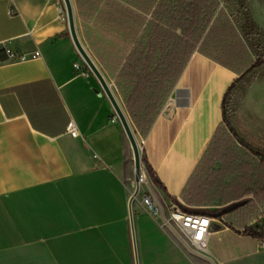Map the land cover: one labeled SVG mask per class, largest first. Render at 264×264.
<instances>
[{
	"label": "crops",
	"instance_id": "0c3cea01",
	"mask_svg": "<svg viewBox=\"0 0 264 264\" xmlns=\"http://www.w3.org/2000/svg\"><path fill=\"white\" fill-rule=\"evenodd\" d=\"M71 2L80 40L124 106L116 85L122 67L108 73L85 33L100 45L111 42L116 55L140 30L148 39L168 0ZM0 42V264H136L133 151L98 78L74 65L79 56L64 0H0ZM6 50L18 56L7 58ZM238 77L196 48L143 138L142 154L166 192L144 168L131 204L139 264H264L260 239L232 228L224 214L254 195H224L207 182L202 161ZM72 120L78 137L68 130ZM146 195L163 206L162 216L149 214ZM172 203L214 218L206 251L162 223ZM148 225L155 239L145 240ZM218 234L227 240L213 241Z\"/></svg>",
	"mask_w": 264,
	"mask_h": 264
},
{
	"label": "trees",
	"instance_id": "16d2710c",
	"mask_svg": "<svg viewBox=\"0 0 264 264\" xmlns=\"http://www.w3.org/2000/svg\"><path fill=\"white\" fill-rule=\"evenodd\" d=\"M236 1L243 14L242 32L220 0H168L164 17L160 18L158 12L152 20L148 39H143V31L139 29L137 40L129 41V45L122 47L116 55L111 42L100 45L92 33L86 32L85 36L108 73L115 64L122 67L116 78L117 89L142 138L152 128L196 48L239 74L224 94L223 123L202 161L220 162L218 168H211L207 182L224 195H254L224 214L232 228L243 227V234L263 242L264 149L238 134L231 124L229 108L236 86L246 74L264 64V50L258 38L259 28L248 13L247 0ZM142 161L152 181L166 192L145 153ZM254 220L256 222L250 224Z\"/></svg>",
	"mask_w": 264,
	"mask_h": 264
},
{
	"label": "rangeland",
	"instance_id": "374dc122",
	"mask_svg": "<svg viewBox=\"0 0 264 264\" xmlns=\"http://www.w3.org/2000/svg\"><path fill=\"white\" fill-rule=\"evenodd\" d=\"M225 2V8L233 16L235 24L242 32L243 14L240 12V8L237 5L236 0H222ZM248 13L251 16L254 23L259 28V40L263 44L264 50V0H247ZM84 42V41H83ZM86 43L84 42V45ZM86 48L92 58L96 61L95 57L89 51L87 45ZM100 69L103 71L101 65L96 61ZM104 72V71H103ZM106 75V73L104 72ZM95 77V75H94ZM108 82L111 85L109 77L106 75ZM115 90V88L113 87ZM124 111L128 115L125 107L122 105ZM229 114L231 118V124L236 129L238 134L246 141L252 143L255 146L264 149V64L248 74L242 79V81L233 90L230 100ZM120 122V120H119ZM133 129L136 131L137 139L142 153L141 140L143 139L137 131L135 125L130 119ZM236 143H239L236 141ZM238 145H241L240 143ZM214 162L211 160H205L206 171L210 173L211 165ZM220 163V162H219ZM142 168L144 170V163L142 161ZM208 175V174H207ZM141 184H144L142 182ZM135 187V186H134ZM148 193V192H147ZM253 195V194H248ZM163 224H170L168 218L165 217ZM148 233L145 236V240L155 239L156 235L151 226H147ZM227 240L225 234H218L213 236V241Z\"/></svg>",
	"mask_w": 264,
	"mask_h": 264
},
{
	"label": "built area",
	"instance_id": "2783aa9c",
	"mask_svg": "<svg viewBox=\"0 0 264 264\" xmlns=\"http://www.w3.org/2000/svg\"><path fill=\"white\" fill-rule=\"evenodd\" d=\"M13 12L14 11L10 10V13ZM1 49L2 47L0 42V50ZM36 54H39V52ZM6 56L7 58H15L18 55L11 50H6ZM78 56L79 58L74 61L75 67L82 75L89 76L93 73L91 68L85 62L79 51ZM19 57L24 58L25 55H19ZM68 130L72 136H79L78 126L76 125L75 121L72 120L70 122ZM141 144H144V139L141 140ZM144 178L145 175L143 174L140 178V183L144 181ZM131 183L132 186H134V184L136 186L135 180L131 181ZM143 203L145 204L149 214L153 218H157L163 215V206L156 202L151 196H144ZM167 212V218L170 224L174 225L183 235V237L187 241H189V243H191L193 246L198 247L202 251H205L204 249H207V242L209 236L212 233V222L214 219L213 217L204 213L184 209L178 206L176 203L169 204L167 207ZM261 247L264 248V241L261 243Z\"/></svg>",
	"mask_w": 264,
	"mask_h": 264
},
{
	"label": "water",
	"instance_id": "95a60500",
	"mask_svg": "<svg viewBox=\"0 0 264 264\" xmlns=\"http://www.w3.org/2000/svg\"><path fill=\"white\" fill-rule=\"evenodd\" d=\"M66 10H67V15H68V20H69V26H70V32L73 38V41L75 43V46L85 62L88 64V66L91 68L93 74L98 78L103 91L109 98L110 102L112 103L114 110L125 130V133L128 137V140L130 142L132 151H133V156H134V177H135V182H136V188L131 196L130 199V219H131V224H132V233H133V239L135 243V254H136V264H139L138 262V256H137V248H136V237H135V231H134V225H133V215H132V209H131V204L132 200L134 197L139 192L140 188V178L144 174L143 168H142V153H141V148L138 143L136 131L133 129L130 120L124 111L123 107L119 103L116 95L114 94L111 86L109 85L108 81L105 79V77L102 75L101 71L98 69L96 64L94 63L92 57L88 54L87 50L83 46L77 32L76 28V23H75V18H74V9L72 6L71 0H64Z\"/></svg>",
	"mask_w": 264,
	"mask_h": 264
},
{
	"label": "bare ground",
	"instance_id": "6f19581e",
	"mask_svg": "<svg viewBox=\"0 0 264 264\" xmlns=\"http://www.w3.org/2000/svg\"><path fill=\"white\" fill-rule=\"evenodd\" d=\"M82 42V41H81ZM83 44V43H82ZM84 46V45H83ZM85 47V46H84ZM85 49H86V47H85ZM87 50V49H86ZM88 52V51H87ZM89 54V53H88ZM90 55V54H89ZM90 57H91V55H90ZM93 59V58H92ZM93 61H94V59H93ZM94 63H95V61H94ZM96 64V63H95ZM96 66H97V64H96ZM98 67V66H97ZM98 69H99V67H98ZM100 70V69H99ZM102 73V72H101ZM102 75H103V73H102ZM104 76V75H103ZM105 77V76H104ZM106 79V78H105ZM107 80V79H106ZM108 81V80H107ZM109 83V82H108ZM109 85H110V83H109ZM111 86V85H110ZM132 125V124H131ZM205 251L207 250V249H204Z\"/></svg>",
	"mask_w": 264,
	"mask_h": 264
}]
</instances>
